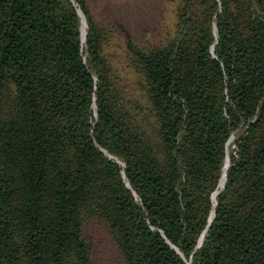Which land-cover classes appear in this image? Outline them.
Listing matches in <instances>:
<instances>
[{"label":"trees","instance_id":"obj_1","mask_svg":"<svg viewBox=\"0 0 264 264\" xmlns=\"http://www.w3.org/2000/svg\"><path fill=\"white\" fill-rule=\"evenodd\" d=\"M168 1L145 44L0 0V264H264V0Z\"/></svg>","mask_w":264,"mask_h":264},{"label":"rangeland","instance_id":"obj_2","mask_svg":"<svg viewBox=\"0 0 264 264\" xmlns=\"http://www.w3.org/2000/svg\"><path fill=\"white\" fill-rule=\"evenodd\" d=\"M88 4L103 26L112 29L117 35L115 24L120 21L139 43H160L172 31L175 21V4L168 0H88ZM82 27L85 28L84 22ZM118 49V44L114 42L109 47L116 66L123 59L121 51L117 53ZM231 138L226 147L228 158L236 135ZM94 259L98 264H118L119 253L109 244L107 237H98L95 240Z\"/></svg>","mask_w":264,"mask_h":264},{"label":"water","instance_id":"obj_3","mask_svg":"<svg viewBox=\"0 0 264 264\" xmlns=\"http://www.w3.org/2000/svg\"><path fill=\"white\" fill-rule=\"evenodd\" d=\"M78 10V13H79V15H80V17H81V19H82V22H84V16H83V14H82V12L80 11V9L78 8L77 9ZM84 24H85V22H84ZM86 26V25H85ZM84 35H85V32L83 33V37H84ZM215 192V191H214ZM212 215H213V213H212ZM201 242V240L199 241V243Z\"/></svg>","mask_w":264,"mask_h":264},{"label":"bare ground","instance_id":"obj_4","mask_svg":"<svg viewBox=\"0 0 264 264\" xmlns=\"http://www.w3.org/2000/svg\"><path fill=\"white\" fill-rule=\"evenodd\" d=\"M84 30V29H83ZM84 33V32H83ZM225 177H226V174H225V172L223 171V179H225Z\"/></svg>","mask_w":264,"mask_h":264}]
</instances>
